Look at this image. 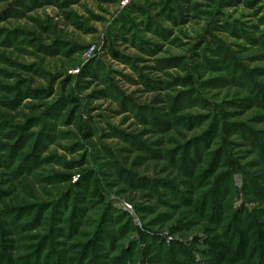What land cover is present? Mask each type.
Here are the masks:
<instances>
[{"label": "rangeland", "instance_id": "374dc122", "mask_svg": "<svg viewBox=\"0 0 264 264\" xmlns=\"http://www.w3.org/2000/svg\"><path fill=\"white\" fill-rule=\"evenodd\" d=\"M263 93L264 0H0V256L74 262L98 234V257L135 242L127 264H150L146 233L177 264H192L179 245L213 264L205 241L223 243L234 221L212 222V182L226 172L217 160L232 158L264 191ZM90 182L105 204L79 202L83 219L48 226L53 205ZM228 182L234 212L254 210L264 233V202L245 200L241 174ZM106 206L137 231L129 218L104 222ZM234 257L219 264H254Z\"/></svg>", "mask_w": 264, "mask_h": 264}, {"label": "trees", "instance_id": "16d2710c", "mask_svg": "<svg viewBox=\"0 0 264 264\" xmlns=\"http://www.w3.org/2000/svg\"><path fill=\"white\" fill-rule=\"evenodd\" d=\"M187 84L190 85L192 84V79L188 78L187 80ZM263 101H264V93H263V97H262ZM220 117V115H215L214 117ZM213 126V127H212ZM209 129V132L215 131V130H219L218 128L216 129L215 125H212ZM244 130L247 131V129L243 126V125H232L229 130H231V132L233 130ZM208 132V133H209ZM239 132V131H238ZM242 135V133H240ZM239 134V135H240ZM208 134H206L207 136ZM211 135V134H210ZM205 146V145H202ZM184 149V148H183ZM185 150V149H184ZM189 151H192L194 158L196 159V161L198 162L199 159V152L196 151V148H192ZM33 157V156H32ZM31 157V158H32ZM194 159V160H195ZM232 159V158H231ZM226 160L219 161L218 163H220L221 165H226V172L223 173V176H216L215 179L212 182V187L214 185V190L217 191V195L219 197V204L216 206L214 205L215 203H213V211L211 212V218H212V222H214L216 224V227L218 229L221 228L222 223H224V221L226 219V212L232 213L230 218H233L234 221L233 223H230L232 221H230L227 224V227L225 229V231L223 232V234H221L219 237L221 240H224L223 243H215L214 239H207L205 241L206 244V252L208 254H210L212 256L211 261L213 262V264H219L224 258L225 259H235L234 255L240 256V257H246V258H251L252 261L254 260V264H264V246L262 244V242L264 241V233L261 232L260 229V224H258V217L256 216V212L253 211H248V210H243L241 213H235L232 207V196L236 195L234 193V191L229 190L228 187H230L229 185V180L232 181V175H234L235 173H239L241 174L242 178H243V195L245 197V200L249 203H254L257 201L260 202H264V191L259 188L257 186V184H253L252 180L253 178L251 177V175H249L248 173L245 172L244 169H242L238 164H235V162H233L232 160ZM200 161V160H199ZM190 164L192 163V160H189ZM24 163L21 164V166H24ZM25 167V166H24ZM29 169V167L27 168ZM185 174L187 175H191L189 171H185ZM131 177H134L131 174ZM227 178V181H225L224 179ZM144 181L147 182L146 179H143ZM151 184L154 183V181H150ZM148 182V183H150ZM91 183V182H90ZM90 183H86V186H79L77 185V187H79L82 191V193H85V196H81L79 193H75L73 191L68 192L63 199L59 200L55 205H53V213L50 214L49 212V218L47 220V224L48 226L51 223H64L65 220L68 218H66L67 213L70 212L69 216L74 218V219H83L84 218V210H81L77 207V203L81 202V203H85L86 200L91 199V198H97L101 204H105V196L103 194L100 193L98 186L95 184V182ZM228 184V187H226L224 189V185ZM231 184V182H230ZM159 186V185H157ZM156 186V187H157ZM143 187V186H142ZM222 187V188H221ZM91 188V191H88ZM152 186H150V190H151ZM153 190V189H152ZM170 190L172 191V193L176 196H180L179 199L182 202H185V198L182 197L183 193H178L177 188L175 186H173V184H170ZM215 195V194H214ZM250 195H252V198H250ZM62 207V208H61ZM107 210L106 212L103 214L102 218L104 222L106 223H112V226H115L118 224L119 220H121L123 217L124 218H129L128 222V226L130 228H132L134 231H137L136 228L134 227V225L131 223V219L129 216L125 214H121L118 218L116 219H112L111 216H109V213L114 212V210H112L111 208H109V206H106ZM201 206L199 205L197 208H200ZM62 209V210H61ZM200 211H204L205 209L200 208ZM49 211V210H48ZM232 211V212H230ZM46 214V213H45ZM222 216V218H221ZM64 218H66L65 220H63ZM229 218V217H228ZM42 221V219H40ZM256 228L258 229V235H256V237L254 236V233L256 232ZM125 232L126 228H121V232ZM127 232V231H126ZM125 232V233H126ZM72 233V235H75L76 232L75 230L70 226V234ZM124 234V233H123ZM123 234H121L120 236H123ZM103 237H101V235H94L93 237V241L90 244V248L85 249V247H81L78 249V251L76 253H74L73 258H75L74 262H72V259H67L66 263H60V260H64L63 258H68L67 256H63L60 254H52L49 256V258H46L43 262V264H74L75 262L77 264H81V263H85V264H103L106 261V263L108 264H127V262L130 260V258H132L134 256V252L136 250H134L133 248L138 244L135 242H131L130 243V247L127 248V246L120 250L119 252H117L115 255L111 256L110 255H106V256H101L98 257L96 254V249L94 250V244L96 245V243H101L103 241L102 239ZM139 238L141 240L146 241L147 245V249L145 251V254H149L152 252V254L154 255L153 258L155 260V262L151 261L152 259H150V264L153 263H157L160 262V260L162 262H164L165 264H177L176 262H174V258L177 256H173V254L170 253L168 254L167 252H162L164 251L166 248L164 247V244L161 240V238L159 237H149L146 233L145 235H139ZM110 239V238H107ZM257 240V243H254V240ZM149 242V244H147ZM234 244V249H232V245ZM110 250L113 251V241L110 240ZM92 246V247H91ZM5 246H1L2 250H4ZM149 247H152V249H150ZM173 247V246H171ZM136 248V247H135ZM174 249H176L177 251L180 252L181 255H178V257L180 258H186L187 260H189V262H191L192 264H201L200 261H197L195 256H194V251L192 249L189 248H185L182 245H179L177 247H173ZM133 249V250H132ZM110 251V253L112 252ZM167 251V250H166ZM170 251V250H169ZM114 252H112L113 254ZM138 255V254H137ZM224 256V258H223ZM103 257V258H102ZM53 261H52V260ZM38 260H34L33 263H37ZM0 263L1 264H13L12 263V259L10 256H0ZM130 263V262H129Z\"/></svg>", "mask_w": 264, "mask_h": 264}, {"label": "built area", "instance_id": "2783aa9c", "mask_svg": "<svg viewBox=\"0 0 264 264\" xmlns=\"http://www.w3.org/2000/svg\"><path fill=\"white\" fill-rule=\"evenodd\" d=\"M124 2L128 3L129 0H124ZM122 210H124V212H126L131 218H133V220H135V215L133 213V208L129 204H127V203L123 204L122 205ZM135 222H136L135 225L137 227H140V225L137 224L136 220H135Z\"/></svg>", "mask_w": 264, "mask_h": 264}]
</instances>
